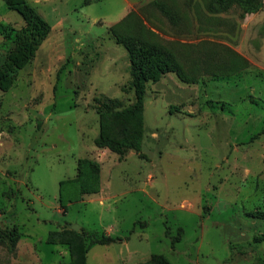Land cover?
Instances as JSON below:
<instances>
[{
  "label": "rangeland",
  "instance_id": "obj_1",
  "mask_svg": "<svg viewBox=\"0 0 264 264\" xmlns=\"http://www.w3.org/2000/svg\"><path fill=\"white\" fill-rule=\"evenodd\" d=\"M28 2L52 27L0 89V232L21 234L14 250L0 243V264L67 263L68 248L47 242L64 228L116 239L92 245L87 264H264V0L253 13L214 12L211 0ZM126 18L122 32L143 24L195 82L148 83L140 148L120 155L95 140L99 103L135 101L110 31ZM24 25L0 0V62ZM235 55L247 68L227 76ZM80 159L99 163L101 191L63 214L60 182Z\"/></svg>",
  "mask_w": 264,
  "mask_h": 264
},
{
  "label": "trees",
  "instance_id": "obj_2",
  "mask_svg": "<svg viewBox=\"0 0 264 264\" xmlns=\"http://www.w3.org/2000/svg\"><path fill=\"white\" fill-rule=\"evenodd\" d=\"M4 1L11 9L19 13L25 22L22 29L11 30L5 39L14 43L13 49L0 62V89L6 91L12 86L17 73L35 56L38 48L49 35L52 26L44 20L28 0ZM211 1L214 12L225 11L234 4L239 5L247 13L257 12L261 7V0ZM155 4L173 18L172 10L170 11L164 3L158 1ZM128 18L113 26L110 31L117 43L128 52L131 64L130 85L134 91L135 101L123 109L111 106V103L115 104L114 100L99 103V135L95 140L97 147L107 148L120 155L128 150L140 148L143 138L144 99L148 83L158 82L167 73L176 74L182 82H195V79L184 74L173 53L158 47L149 39L150 33L143 24H138L134 33L122 32L121 27ZM222 68L227 76H232L246 69L247 63L242 57L235 55L222 65ZM262 134H264V129ZM66 184L71 185L67 193L64 189ZM60 187V204L63 214H66L67 203L81 201L83 196L95 195L101 191L99 163L90 159H80L77 175L72 179L61 181ZM258 216L264 219V213L259 212ZM20 236L17 228L0 232V243L9 242L11 250H14ZM115 240L104 233L100 235L70 228L51 231L47 237L49 244L68 248L70 259L65 264H87L88 252L92 245H108Z\"/></svg>",
  "mask_w": 264,
  "mask_h": 264
},
{
  "label": "water",
  "instance_id": "obj_3",
  "mask_svg": "<svg viewBox=\"0 0 264 264\" xmlns=\"http://www.w3.org/2000/svg\"><path fill=\"white\" fill-rule=\"evenodd\" d=\"M75 230L78 231V228H76Z\"/></svg>",
  "mask_w": 264,
  "mask_h": 264
}]
</instances>
